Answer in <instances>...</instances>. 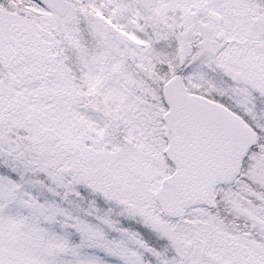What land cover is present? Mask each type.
I'll list each match as a JSON object with an SVG mask.
<instances>
[{
	"label": "snow or ice",
	"instance_id": "snow-or-ice-1",
	"mask_svg": "<svg viewBox=\"0 0 264 264\" xmlns=\"http://www.w3.org/2000/svg\"><path fill=\"white\" fill-rule=\"evenodd\" d=\"M0 264H264V0H0Z\"/></svg>",
	"mask_w": 264,
	"mask_h": 264
}]
</instances>
